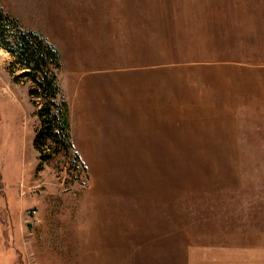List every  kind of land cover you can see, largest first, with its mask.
<instances>
[{"label": "rangeland", "instance_id": "obj_1", "mask_svg": "<svg viewBox=\"0 0 264 264\" xmlns=\"http://www.w3.org/2000/svg\"><path fill=\"white\" fill-rule=\"evenodd\" d=\"M183 4L0 0L24 28L42 31L60 47L64 93L71 43L63 42L70 39L56 23L58 13L66 23L78 14L93 20L142 14L165 23L171 16L177 34ZM177 36L176 43L161 39L160 45L166 55L173 51L167 55L171 62L183 65L184 44ZM195 49L194 43L188 45V58ZM19 72L0 48V264H264V115L245 108L234 123L232 109L207 108L200 118L207 124L192 125L177 115V136H202L191 146L204 147L200 151L206 154L170 157L169 175L131 171L125 165L132 162L129 157L93 156L84 138L75 149L86 171L65 156L39 169L31 82L15 81ZM189 143L177 140V147ZM222 244L233 251L229 259H223Z\"/></svg>", "mask_w": 264, "mask_h": 264}, {"label": "crops", "instance_id": "obj_2", "mask_svg": "<svg viewBox=\"0 0 264 264\" xmlns=\"http://www.w3.org/2000/svg\"><path fill=\"white\" fill-rule=\"evenodd\" d=\"M183 3L178 36L171 16L165 23L142 14L98 20L78 14L66 23L58 13L56 23L70 39L63 42L71 43L68 90L63 94L74 148L84 138L93 156L129 157L132 162L125 165L131 171L169 175L170 157L206 154L200 151L204 147L191 146L202 136H177V115L187 118V125L207 124L200 119L207 108L232 109L234 123L245 108L264 115L259 110L264 109V0ZM176 36L184 44L183 65L171 62L167 55L173 51L166 55L160 45L161 39L176 43ZM192 43L195 53L188 58ZM177 140L190 143L177 147ZM221 248L223 259H229L231 247Z\"/></svg>", "mask_w": 264, "mask_h": 264}, {"label": "trees", "instance_id": "obj_3", "mask_svg": "<svg viewBox=\"0 0 264 264\" xmlns=\"http://www.w3.org/2000/svg\"><path fill=\"white\" fill-rule=\"evenodd\" d=\"M0 48L12 57V65L20 71L13 79L31 82L28 94L39 121L33 139L39 169L42 163L65 156L86 171L73 145L69 103L59 82L62 56L57 46L41 31L24 28L15 16L0 7Z\"/></svg>", "mask_w": 264, "mask_h": 264}]
</instances>
